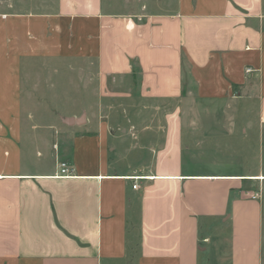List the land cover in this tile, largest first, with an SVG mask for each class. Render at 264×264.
<instances>
[{"label": "crops", "instance_id": "0c3cea01", "mask_svg": "<svg viewBox=\"0 0 264 264\" xmlns=\"http://www.w3.org/2000/svg\"><path fill=\"white\" fill-rule=\"evenodd\" d=\"M109 6L0 12V264H264V0ZM85 65L96 125L48 105ZM116 133L134 139L113 157Z\"/></svg>", "mask_w": 264, "mask_h": 264}, {"label": "rangeland", "instance_id": "374dc122", "mask_svg": "<svg viewBox=\"0 0 264 264\" xmlns=\"http://www.w3.org/2000/svg\"><path fill=\"white\" fill-rule=\"evenodd\" d=\"M51 0H0V12L3 11H26L28 9L30 10H42L45 5H48ZM164 1L169 0H105L110 6L109 10L110 12L114 13H122V14H130V13H145L146 11H154L159 12L158 10H161V3ZM84 70H81V74L79 72L75 71V77L73 79V90H74V101H68V102H57V103H48L49 106H59L63 111L67 112H74L75 114H79L82 117H87L88 119H91L92 122L95 123V125L98 123H101V85H99V81L97 78H95L96 72V66L95 65H85ZM139 80H135V87L133 86L132 82L126 81L123 83V88L126 91H129L134 94H141V90L139 88ZM110 85V83H108ZM107 84V86H109ZM189 87L185 90V92H190V90L193 89V92L195 89L192 86L187 85ZM192 88V89H191ZM115 91L114 89H108V94H113ZM105 104L107 105L108 109L110 111H117L127 109L128 111L132 110H138L141 108L143 111L153 110L152 103L147 102H140V101H116L114 102L112 99L109 101H106ZM145 105H151L147 108H145ZM43 108L47 107V103L42 104ZM112 122V125L118 123L119 121H122L125 125H130L131 123L128 122L125 119V122L121 119H115L113 117V114L111 115L110 119H107ZM118 121V122H115ZM131 120V119H130ZM137 120L138 122L142 121V118H134L132 119V122ZM116 137H120L123 140V144H119L115 142L114 140H111V146L116 147L115 153L113 157H116L115 155H122L130 152L129 150V141L131 139H134V136L132 134H126V133H116ZM60 135L55 132V134L52 135L51 140L53 141V150L58 151V145L60 149L61 143ZM114 135H110L111 139ZM142 137V135H140ZM68 139V138H67ZM130 139V140H129ZM70 143V141L68 140ZM70 149V147L68 148ZM129 150V151H128ZM135 153V151H133ZM140 151H137L138 153ZM52 153V149L49 152V155ZM63 161V158L60 156V160L58 163ZM65 161V160H64ZM66 162L70 163L66 160ZM220 222H215L214 225H212V229H215L216 227L220 226Z\"/></svg>", "mask_w": 264, "mask_h": 264}, {"label": "built area", "instance_id": "2783aa9c", "mask_svg": "<svg viewBox=\"0 0 264 264\" xmlns=\"http://www.w3.org/2000/svg\"><path fill=\"white\" fill-rule=\"evenodd\" d=\"M254 70L252 69V68H248L247 69V72L248 73H250V72H253ZM59 167H60V169H61V171L63 172V173H68L69 171H70V167H71V165H70V163H68V162H66V161H62V162H60V164H59ZM143 177L142 176H137V177H135V178H132V179H134L135 180V182H134V184H133V187L134 188H137L138 187V180L139 179H142Z\"/></svg>", "mask_w": 264, "mask_h": 264}, {"label": "water", "instance_id": "95a60500", "mask_svg": "<svg viewBox=\"0 0 264 264\" xmlns=\"http://www.w3.org/2000/svg\"><path fill=\"white\" fill-rule=\"evenodd\" d=\"M83 120L81 119V120H79V122H82Z\"/></svg>", "mask_w": 264, "mask_h": 264}]
</instances>
